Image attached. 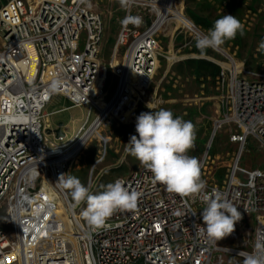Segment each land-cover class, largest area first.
Returning a JSON list of instances; mask_svg holds the SVG:
<instances>
[{"label": "built area", "instance_id": "built-area-1", "mask_svg": "<svg viewBox=\"0 0 264 264\" xmlns=\"http://www.w3.org/2000/svg\"><path fill=\"white\" fill-rule=\"evenodd\" d=\"M99 1L9 0L0 8V210L13 232L9 237L0 227V264H226L223 255L243 260L240 251L264 244V172L253 171L246 182L237 179L249 139L264 150V71L243 67L223 50L224 62L210 60L221 68L216 90L223 119L215 121L214 130L234 127L231 143L240 153L221 186L208 183V154L200 163L206 187L189 196L167 192L142 167L118 178L141 193L137 208L117 212L104 229L90 227L81 215L86 204L76 206L59 186V176L69 173L70 163L88 144L71 155L86 136L90 119L65 149L54 146L45 124L54 113L45 110L55 97L67 99L71 108L90 106L100 119L112 72L119 84L100 126L109 118L126 123L138 108L155 111L164 103L158 91H149L165 57L158 35L166 23L155 27L168 0H131L126 15H138L143 23L121 25L109 68L102 61L105 23L96 10ZM89 184L94 194L96 179L91 177ZM214 193L228 198L242 214L256 216L253 245L250 232L242 242L250 251L220 247L199 234L205 198ZM228 238L240 239L236 232Z\"/></svg>", "mask_w": 264, "mask_h": 264}, {"label": "rangeland", "instance_id": "rangeland-1", "mask_svg": "<svg viewBox=\"0 0 264 264\" xmlns=\"http://www.w3.org/2000/svg\"><path fill=\"white\" fill-rule=\"evenodd\" d=\"M8 1L0 0V8ZM177 7L179 12L188 19L187 11L190 9L196 11L204 19H209L213 24L215 20L225 14L236 16L244 25L243 35L238 33L235 39L227 41L219 48L236 57L237 60L245 62L249 70L264 71V49H260V43L264 41V0H177ZM96 8L104 18L105 34L102 43V61L109 68L117 35L122 25L121 20L126 16L127 11L121 7L120 3H112L107 0L99 1ZM141 28L144 26L142 25ZM198 29L203 34L208 32L204 29ZM196 37L193 33L182 29L178 23L172 22L164 27L158 35V42L160 52L165 57L160 58L159 70L149 92L158 91V96L162 97L164 103L158 110L161 108L169 109L173 112L174 117L180 116L184 120H190L194 123L196 137H199L200 140L195 142V148L188 155L197 157L201 163L206 156L215 121L223 119V115H220L218 111L216 80L211 82V80L198 81L191 77L180 78L173 72L174 65L179 61L197 57V55L188 54L187 50L192 43L196 44ZM2 41L3 34L0 31V49ZM207 50L211 52V55L205 58L224 62L223 54L220 51ZM123 53L124 49L118 54L117 62L122 63ZM118 84L119 79L110 72L106 83L108 97L105 102H101L103 107L112 99ZM67 101L55 97L46 108L45 113L51 114L71 106ZM121 110L116 113L117 116L121 115ZM141 112H147L146 107L138 108L134 119H130L126 123H121L114 118L107 119L76 159L70 163L69 174L78 177L86 186L89 185L91 177L96 179L95 194L103 190L101 185L112 183L118 178L128 177L134 171L142 168L143 166L140 165L139 161L125 151L130 136L137 135L135 130L136 117ZM98 116L99 112L91 110L90 106L69 108L50 115L45 121V124H48L46 130L54 129L58 123H62L61 130L65 137L56 140L52 135L46 133L47 139L54 146L65 149L66 145L80 133L88 119L90 122L85 131L91 128ZM236 132L234 127L225 126L216 133L208 153V164L205 170L208 183L221 186L226 178L222 179L219 172L226 170L229 174L234 166L240 153V147L231 143V136ZM104 140L107 141L106 146ZM211 151L214 155L211 154L210 156ZM255 170L264 172V150L259 141L250 138L239 163L238 181L246 182ZM69 198L72 201L70 195ZM0 227L9 237H13L12 229L3 210H0ZM255 227L256 216L242 214V219L236 223L234 231L239 234L240 239L233 240L226 237L218 242V246L232 249L243 248L242 242L247 240L248 232L251 233L250 244L253 245ZM245 250L250 251L251 248ZM220 254L218 253L216 257ZM223 257L226 264H243V260L235 256L223 255Z\"/></svg>", "mask_w": 264, "mask_h": 264}, {"label": "clouds", "instance_id": "clouds-1", "mask_svg": "<svg viewBox=\"0 0 264 264\" xmlns=\"http://www.w3.org/2000/svg\"><path fill=\"white\" fill-rule=\"evenodd\" d=\"M119 3L127 9L131 0H119ZM142 23V17L138 15L128 14L121 20L124 27H139ZM243 32L241 21L236 16L225 14L214 21L207 34L197 35L195 46L204 53L207 49L219 48ZM260 49H264V41H261ZM135 130L137 135L130 136L125 151L152 173L154 182L162 184L167 192L180 196L199 193L206 187V182L201 179L200 161L188 155L195 148L196 126L193 122L174 117L171 110L161 108L155 112H141L136 117ZM57 182L68 191L76 206L86 204L81 215L93 229L106 228L107 222L117 212L135 210L141 196L140 192L126 187L122 179L101 185L103 190L95 194L90 184L86 186L69 173L61 174ZM204 203L206 207L201 212L203 225L198 232L218 245V241L235 231L242 213L220 193L206 197ZM237 255L243 257V264H264V244L258 242L252 252L240 251Z\"/></svg>", "mask_w": 264, "mask_h": 264}, {"label": "trees", "instance_id": "trees-1", "mask_svg": "<svg viewBox=\"0 0 264 264\" xmlns=\"http://www.w3.org/2000/svg\"><path fill=\"white\" fill-rule=\"evenodd\" d=\"M187 15L189 19L193 22V24L200 29H204L208 31L213 27V23L209 19H204L201 17L196 11L188 10ZM188 48V54L197 55L199 57H208L211 55L209 50H206L204 53H201L195 46V44H191ZM249 65V63H248ZM173 72L177 77L180 78H195L198 81H209L215 82L216 78L221 72V68L215 63L205 60V59H188L183 62L177 63L173 67ZM199 137H196L195 142H199ZM211 154L214 153L211 151ZM220 176L223 178L226 177L227 171L222 170L219 172Z\"/></svg>", "mask_w": 264, "mask_h": 264}, {"label": "bare ground", "instance_id": "bare-ground-1", "mask_svg": "<svg viewBox=\"0 0 264 264\" xmlns=\"http://www.w3.org/2000/svg\"><path fill=\"white\" fill-rule=\"evenodd\" d=\"M172 22L173 23H178V25L182 29H184V30H186V31H188L190 33H193L196 36L198 34H203L198 28H196L193 25V23L188 18H186L181 12H179L178 7H177V0H168L167 4H165V6H163V11H161V18H160L159 22L157 23L155 29L159 30V29H161L163 27V25L165 23H166V25H169ZM216 50L220 51V52H223L220 48H217ZM100 107H101V110H102V115H101L100 119H97L95 121V123L88 130V132H87L86 136L84 137V139L81 141L79 146L71 153V155L76 153V152H79L80 148L86 142H89V140L92 138V136L100 128L99 126H100L103 118H105L107 116V114L110 113V111H111V108H106V106L103 107L101 103H100ZM215 135H216V132H215ZM214 138H215V136H214ZM214 138H213V140H214Z\"/></svg>", "mask_w": 264, "mask_h": 264}, {"label": "water", "instance_id": "water-1", "mask_svg": "<svg viewBox=\"0 0 264 264\" xmlns=\"http://www.w3.org/2000/svg\"><path fill=\"white\" fill-rule=\"evenodd\" d=\"M194 25V24H193ZM195 26V25H194ZM196 27V26H195ZM216 50V49H215ZM202 59H205V60H209L207 58H202ZM210 61V60H209ZM246 66V63L243 62V67ZM62 123H58L56 128L54 129H50V130H47V134L51 135V134H54L55 138H59V137H64L65 134L62 132L61 128H62ZM215 136V130L213 131V134H212V137H211V140L209 142V145H208V148H207V151H206V154L207 155L209 153V150L211 148V145H212V141H213V138Z\"/></svg>", "mask_w": 264, "mask_h": 264}, {"label": "crops", "instance_id": "crops-1", "mask_svg": "<svg viewBox=\"0 0 264 264\" xmlns=\"http://www.w3.org/2000/svg\"><path fill=\"white\" fill-rule=\"evenodd\" d=\"M149 25V23H147V26ZM146 28V26H144V28H141V30H144ZM189 47V46H188ZM188 49H190V48H187V50ZM189 51V50H188ZM190 55H193V54H190ZM202 58H205V57H199V56H197V57H195V58H193V57H191V58H187V59H184V60H181V61H179L178 63H180V62H183V61H185V60H188V59H202ZM175 66V65H174ZM156 92V91H155ZM154 92V93H155ZM58 98H63L64 100H66L67 101V99H65L64 97H60V96H57ZM56 97V98H57ZM68 102V101H67ZM106 104H108V103H105V105ZM69 108H71V106H69V107H66V108H63L62 110H67V109H69ZM62 110H59V111H55V112H53L54 114L55 113H58V112H60V111H62ZM132 119H134V116H133V118ZM52 129V128H51Z\"/></svg>", "mask_w": 264, "mask_h": 264}]
</instances>
